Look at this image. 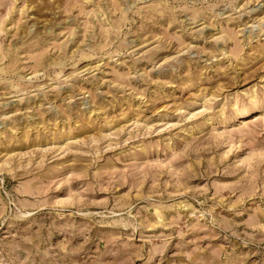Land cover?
I'll use <instances>...</instances> for the list:
<instances>
[{
	"label": "rangeland",
	"instance_id": "1",
	"mask_svg": "<svg viewBox=\"0 0 264 264\" xmlns=\"http://www.w3.org/2000/svg\"><path fill=\"white\" fill-rule=\"evenodd\" d=\"M0 264H264V0H0Z\"/></svg>",
	"mask_w": 264,
	"mask_h": 264
}]
</instances>
